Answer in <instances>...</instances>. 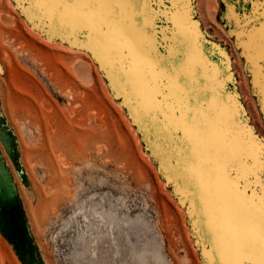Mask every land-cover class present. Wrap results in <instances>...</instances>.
Returning <instances> with one entry per match:
<instances>
[{"label":"rangeland","instance_id":"374dc122","mask_svg":"<svg viewBox=\"0 0 264 264\" xmlns=\"http://www.w3.org/2000/svg\"><path fill=\"white\" fill-rule=\"evenodd\" d=\"M115 1L0 0V264H208L192 204L219 221V168L251 160L242 216L264 196L248 152L264 145V2L153 5L159 20L133 19L149 61L114 31Z\"/></svg>","mask_w":264,"mask_h":264},{"label":"bare ground","instance_id":"6f19581e","mask_svg":"<svg viewBox=\"0 0 264 264\" xmlns=\"http://www.w3.org/2000/svg\"><path fill=\"white\" fill-rule=\"evenodd\" d=\"M115 3L118 4L119 0H116ZM83 4L84 3H82V5ZM180 8L182 14L187 13L188 8L186 3L182 2ZM3 18L5 21H7V23L12 22L10 17H8V15L5 16L4 14ZM120 18H121V22L119 23L117 21L116 24H123L124 31H120L118 30V28L114 29V31L117 30L119 34L125 37L127 46L133 52L138 51V49H141L143 51L144 57L149 61H151L152 57L150 55V50L152 46L149 40L146 39L145 37L146 36L145 31L142 28L137 27L134 24L133 19L128 18L127 15L120 16ZM169 19L171 21L170 17ZM111 20L113 19L110 18L109 22L112 23V28H114L116 25ZM192 28H195V24H191L190 29ZM260 28L264 30V22L262 23ZM176 31L180 35L185 33L182 17H179V23L178 26H176ZM76 70L79 76L84 81L91 80L90 63H87V61L85 62L79 61L76 63ZM249 147L250 150L248 152H251V156L254 160V165H255L254 169H256L257 165H259L261 162L260 160L261 155H259L258 152L259 149L255 147V144L253 142L249 141ZM220 159L222 166L229 165L228 163H226L227 162L226 157L220 156ZM252 168H253L252 166L248 165L247 167H245L240 163V165L238 166V170H239V172L237 173L238 177L241 178V180L243 178V180L247 181L246 176L248 175L249 171L252 170ZM226 169L228 168L225 167L219 168L221 174L219 179L217 181L215 180L213 184L210 185V187L208 186L205 188V193L209 197L213 192L212 195L214 198H210L208 205L211 206L213 201L217 204V207H213L212 210L220 214V216H218L219 221H216L215 223L208 222L205 219V217L202 216L201 213L199 212V209L194 200L192 204L193 205L192 211L196 217V223L199 227V232L201 233V236L203 238L208 240L207 241L208 245L204 246L202 253L208 257L210 264H241L240 259L242 257L260 259V242L258 240H251V239H255L254 236L256 235V226H261V209H260L261 198L260 200L259 199L256 200L254 198L256 192L252 189L250 194L253 195L252 196L253 198L252 197L249 198V202L252 205V207L246 208V210H248L250 213L248 214L247 217L242 216L241 214L242 211L239 208L240 204L239 202H235L233 198H234V194H236V199L238 198L239 200L241 196H243V194L241 193H246L248 191V188H246L245 183H241L242 181L238 180L239 179L238 177L231 178L230 175H228ZM258 169L260 168L258 167ZM254 179H255L254 181L259 182V177L257 175L256 178ZM249 185H252V182L251 183L249 182ZM245 247L250 248V250L249 251L244 250ZM185 255L187 254L185 253Z\"/></svg>","mask_w":264,"mask_h":264},{"label":"snow or ice","instance_id":"6c2138e0","mask_svg":"<svg viewBox=\"0 0 264 264\" xmlns=\"http://www.w3.org/2000/svg\"><path fill=\"white\" fill-rule=\"evenodd\" d=\"M101 3L104 0H100ZM264 2V0H262ZM163 3V0H119L115 6L105 4L112 14L123 16L127 15L130 19H135L140 25H150L162 16L159 8H154L153 5ZM158 13L160 16H158ZM240 163L247 167L251 164V160H241ZM261 172L264 173V145H261ZM264 189V184L261 185ZM261 209V235H260V259L259 264H264V196L260 201Z\"/></svg>","mask_w":264,"mask_h":264},{"label":"water","instance_id":"95a60500","mask_svg":"<svg viewBox=\"0 0 264 264\" xmlns=\"http://www.w3.org/2000/svg\"><path fill=\"white\" fill-rule=\"evenodd\" d=\"M204 117H206V116H204ZM248 144V143H247Z\"/></svg>","mask_w":264,"mask_h":264}]
</instances>
